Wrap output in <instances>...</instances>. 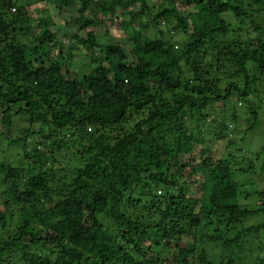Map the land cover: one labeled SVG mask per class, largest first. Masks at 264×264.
<instances>
[{"label": "trees", "instance_id": "trees-1", "mask_svg": "<svg viewBox=\"0 0 264 264\" xmlns=\"http://www.w3.org/2000/svg\"><path fill=\"white\" fill-rule=\"evenodd\" d=\"M117 19L122 30L113 37L104 29L110 39L102 41L97 29ZM160 19L175 22L185 38L178 43L157 31ZM77 62L82 71L73 74L69 66ZM258 92L264 95V0H159L155 6L147 0H0V145L22 147L23 160L44 165L54 156L50 149L69 144L60 138L31 152L32 124L48 125L50 135L69 128L72 138L89 134L86 145L71 143L82 162L62 188L50 187L47 171L30 176L23 161L0 160L2 196L13 197L24 215L13 225L8 201L0 202V264H9L5 257L12 254H19V264H211L206 245H219L222 253L244 249L227 264H264L258 252L264 249V190L253 192L261 200L255 208L240 205L238 194L248 191L239 192L232 180L233 155L223 158L220 150L210 159L214 149L206 155L204 146H195L207 143L202 128L196 135L187 126L184 131L187 119L207 117L220 103L231 120L243 115L247 131H260L264 97L249 100ZM240 100L244 108L236 111ZM23 120L29 126L13 134ZM215 135L225 149L237 143L222 130ZM198 166L206 180L196 200L190 188ZM261 168L264 173V158ZM24 179L27 186L18 189ZM40 190L52 194L46 207L38 202ZM146 190L160 219L153 226L136 215L134 194ZM250 218L257 222L246 226ZM148 238L161 242L145 245Z\"/></svg>", "mask_w": 264, "mask_h": 264}, {"label": "rangeland", "instance_id": "rangeland-1", "mask_svg": "<svg viewBox=\"0 0 264 264\" xmlns=\"http://www.w3.org/2000/svg\"><path fill=\"white\" fill-rule=\"evenodd\" d=\"M147 1L153 4L154 6L159 3V0H147ZM130 9L131 8L129 7V10ZM117 15L123 18V15H121L120 12H118ZM230 15L231 14L229 12L221 13V16L227 20H230V17H229ZM118 20L119 19H117V21L108 20L109 23H107L108 25L107 28L100 27L97 29L98 30L97 35L100 39H102V41L104 39L107 40V38L110 39L109 35L106 36L104 29H108L109 34L113 37H115L122 30L119 28ZM160 21H161V25L157 27V31L161 29L165 31L167 35L173 34L172 40L177 41L178 43L179 41L185 38L184 34L180 32L178 25L175 24V22L166 23L164 19H160ZM156 23L157 22L151 23V27L148 30L149 34L150 33L153 34L154 32H156V29H155ZM61 27L56 26L55 29H57L60 32L62 30ZM123 29L125 31H130L128 27V23L125 24V27H123ZM65 32L66 30L59 34L64 35ZM103 32L105 33L104 35H103ZM253 35L255 36L256 33L253 32L252 36ZM178 47L181 48L183 46L179 44ZM210 58L211 56H206L204 60L209 59L208 61H211ZM78 64L80 63L77 62L69 66L70 67L69 69H71L73 74L76 72V70L81 73L82 69L80 71V66ZM216 64H217L216 61L212 62L213 69L215 68ZM219 80L221 84H227L228 82V80L225 81L226 79H223V77L219 78ZM262 97H264V95L259 94L258 92L257 95H254V97H250L249 100L252 104H256L258 100ZM248 102L249 101L246 102L247 105L250 103ZM235 105L237 107L236 111L240 109L243 110L244 108V104H241V100L236 101ZM259 108H261L259 111L262 114L264 112V103L261 106H259ZM216 109L219 112L214 113L215 112L214 110ZM208 114L209 115L207 117L199 118L198 116H196L193 121H189V122H188L189 119H187L186 120L187 122L184 125V131L185 133H187V130H189L192 132L193 135H196V134H199V129L202 128L201 130L202 134L200 137L206 138V140L208 139L207 143H205V145L198 143L195 146L197 147V149H199L201 145L204 146V149H206V152L209 149H214L211 151V155H209L208 152L206 153V155H209L210 159L214 158L220 152V150L221 151L224 150L223 158L227 157L228 154L233 155L232 159H230L231 165L229 164L227 165L228 167H231L237 172V175H233L234 178H232V180L236 182L237 189L239 190V192L243 191L244 189L248 191V195L242 194L240 196L239 195L240 193L238 194L239 203L240 205H245L250 208H255L256 203L261 204V200L253 192L256 189L257 191L264 190V173H263V169L261 168V161L264 158V128H260V131H256V132L247 131V127H248L247 121H245V118L243 117V115H240L238 119H236V122H234L230 118L229 111H227V109L225 110L224 107L221 106V103L215 107L209 108ZM263 119L264 118L261 117V120ZM26 121L25 120L19 121V123L16 124L15 129H13V134L17 133V135H20L22 131V127L29 126ZM186 126L188 127L187 130H186ZM31 128L33 131L32 133L29 134L28 141H27L28 142L27 148H29L31 152L33 153L43 152V149L45 150L48 149V146L52 140L56 141L57 139H60V138L64 139L65 142L66 141L68 142L69 148L60 149V150H57L56 147H54L53 149L49 148L50 150L55 152L54 156L52 157L48 156L44 158L43 160L44 165L43 163L34 165L33 163H31V161L23 160L22 147H19V146H9L8 147L6 146V144H2L0 145V160L7 159V161H12L14 164H18L20 161H23V165L27 168V172L30 176L38 170L47 171V178L48 179L50 178V181H49L50 187L52 189L57 188V187L62 188V186H65L64 185L65 183L71 182L72 176L74 175L77 167L80 166L82 162L81 155L78 153V147L76 145H72L71 143L73 142L74 139H76L77 144L80 143L82 145H86L88 142L87 137L89 136V134H87L88 132H85V133L82 132V134H79L77 138L75 137L72 138L71 132L73 131V129H70V128L65 129L64 131L61 132V134L56 132V135L55 133L50 135L49 126L41 125V123L40 124L34 123L32 124ZM116 129L117 127H112L110 130L107 129L105 131L106 132L110 131L112 133ZM219 130H222L223 133L226 134L225 136L226 140L228 136L231 135L232 139L234 138L235 141H237V143L233 145L231 144L229 145V147H227V149H225V143L216 141L215 132ZM87 131L90 132V129H88ZM47 135L51 136V138H49L50 140L46 144L41 143L42 138ZM256 154H259V157H256L255 156ZM202 158H198L197 160L199 162H202L201 161ZM249 165H253L254 167L251 172L241 173L238 171L239 169L247 168ZM202 170H203L202 166L201 167L198 166L196 170H194L198 178L196 182L197 184H195L193 187L190 188V196L191 197L196 196L197 197L196 200L198 198L199 199L201 198V195H200L201 190L199 188V185H202V183H204L206 180L205 177H203L204 175L201 172ZM24 181L26 180L24 179L19 183V187H17L18 189H24V187L27 186L24 184L25 183ZM1 191H2V188L0 187V202L3 203L5 200L8 201L9 205L6 206L7 207L6 212L8 214H11V216L14 217V219L12 220L13 225H14V222L16 223L17 221H19L21 223L22 221H24V218H23L24 215L21 213V209L17 208L14 205L13 197L9 196L8 194H5V197H3L2 196L3 193H1ZM49 193L51 192L42 191V190L38 191V197H37L38 202L42 204L43 207H46L47 203L45 202L50 198V196H52V194L49 195ZM162 193H163L162 190L161 191L156 190V194L158 198L159 196H162ZM150 195L151 194L148 193V191L146 190V194H142V195L140 194L139 191L138 193L135 192L134 197L140 198V203L137 205L136 215L142 216L143 222H146L147 225L153 226L159 223L160 219H158V217L156 216L154 212V208H152V206L150 205V198L148 199ZM191 197H190L189 203L191 204L193 208H195L196 211H199V208L201 207L200 203L192 200ZM53 198H56V195L55 196L53 195ZM205 204L208 205L207 202H205ZM161 208L164 209L165 207L162 205ZM125 209L126 211L125 210L123 211L127 212L129 208L127 207ZM149 212L150 213L154 212L151 215V217H149V214H148ZM254 221H255L254 218L246 219L245 225L248 226V225H251L257 222V220L256 222ZM103 222H108V221L104 220ZM155 230L156 228H153V229L151 228L150 232L155 231ZM115 232L116 231H114V229L108 228V233H115ZM210 232L212 231L210 230ZM260 236L264 238V231L261 232ZM183 239L189 240L188 238H185V237H183ZM155 242L158 243L161 241H158V240L153 241L152 238L150 239L148 238V240L145 241V245H148L149 243H155ZM256 243L257 242L255 241L253 244H256ZM206 249L208 251V256H209L208 259L212 261L211 264H227L225 263V260L227 259L229 255H231V253H235V255H240L242 253V250H244L242 249L240 251V249L238 248H233L232 251L228 250L222 253V250L219 247V245H206ZM258 252L264 258V249H259ZM5 258L6 259L9 258L7 259L9 264H19V262L17 261L19 259V254H14V255L12 254L10 256L7 255Z\"/></svg>", "mask_w": 264, "mask_h": 264}]
</instances>
